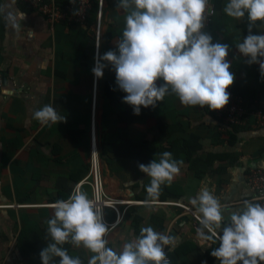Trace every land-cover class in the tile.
Wrapping results in <instances>:
<instances>
[{"label":"crops","instance_id":"1","mask_svg":"<svg viewBox=\"0 0 264 264\" xmlns=\"http://www.w3.org/2000/svg\"><path fill=\"white\" fill-rule=\"evenodd\" d=\"M227 2L208 0L215 17L202 31L213 43L229 46L226 60L235 80L227 91L245 104H258L264 101V75L259 63L250 64L236 46L248 35L247 14L239 20L228 17L223 11ZM117 4L105 1L98 60L109 50L118 54L127 12ZM0 5L14 15L24 14L22 21L17 16L16 29L0 13V264H42L39 254L52 242L47 232L51 205L66 200L87 176L93 133L107 193L131 202L119 206L123 218L109 233L107 247L120 253L141 227L151 226L176 237L175 247L163 249L171 264H220L211 255L219 241L201 246L197 238L201 226L190 198L207 187L226 206L221 235L243 201L256 202L250 175L264 172V124L231 134L216 110L182 105L174 94L155 107L141 106L136 115L123 101L127 93L116 84L109 62L102 61L107 65L102 78L92 72L94 13L84 26L53 24L20 0H0ZM252 32L264 34V22L257 21ZM163 83L158 80L157 86ZM46 104L65 119L42 125L33 113ZM164 151L183 165L171 185H161L152 199L146 192L151 178L138 165L158 162ZM80 188L91 196L88 186ZM106 219L114 222L115 212L106 210ZM62 247L82 264L94 255L71 242ZM59 259L53 257L55 264Z\"/></svg>","mask_w":264,"mask_h":264},{"label":"clouds","instance_id":"2","mask_svg":"<svg viewBox=\"0 0 264 264\" xmlns=\"http://www.w3.org/2000/svg\"><path fill=\"white\" fill-rule=\"evenodd\" d=\"M7 7L0 5V13L19 29L17 16L22 21L24 14L14 15L6 11ZM117 7L127 12L118 54L113 50L104 53L92 72L102 78L107 67L102 61L109 62L115 70L116 84L127 93L122 99L133 107L134 114H140L141 106L155 107L168 94L177 96L182 105L207 106L211 110L229 103L227 89L235 80L226 60L229 46L213 43L212 36L202 31L209 12L208 0H118ZM223 11L237 20L247 14L248 35L236 46L250 64L259 63L264 75V59H260L264 58V34L252 32L257 21L264 22V0H228ZM158 80L164 83L157 86ZM33 116L42 125L65 119L51 104L35 110ZM182 165L183 161L173 159L169 151L161 153L158 162L154 159L147 165L139 164V169L151 178L146 187L148 197L155 199L161 185H171ZM97 199L89 198L77 186L66 200L51 205L54 214L47 220V232L52 242L39 254L42 264H55L53 257L60 258L59 264H82L79 257L70 256L62 247L69 242L94 254L88 264H171L163 249L175 247L176 237L151 226L141 227L139 236L125 243L120 253L106 247L109 229ZM190 203L196 207L201 226L196 229L201 246L219 241L211 255L220 264L264 262V205L243 201L242 210L231 214V224L222 228L221 235L218 230L226 206L207 187L190 198Z\"/></svg>","mask_w":264,"mask_h":264},{"label":"built area","instance_id":"3","mask_svg":"<svg viewBox=\"0 0 264 264\" xmlns=\"http://www.w3.org/2000/svg\"><path fill=\"white\" fill-rule=\"evenodd\" d=\"M23 3H27L31 8L38 13L44 15L50 22L54 23H67L78 26H84L87 24L91 14L95 15V22L93 24V38L95 49V61L98 60L99 47L102 39V23L105 10L106 0H20ZM214 11V14L212 12ZM215 17V10L213 7H209V12L206 14L205 27L208 28ZM202 29V30H203ZM94 87V101L96 98ZM95 105V102H94ZM218 116L226 124L230 126L236 125L239 127H252L261 126L264 124V101L258 104H245L243 99L230 93L229 103L222 109L216 110ZM92 139V151L89 163V172L87 176L79 181L72 189L77 186L86 185L90 188L91 196L89 198H98L97 203L103 210V222L107 225L109 231L105 237L108 241L109 233L121 222L123 213L119 211V206L122 204H130L131 202H122L111 197L104 186V178L100 165V159L98 155L97 145L95 141V135L93 133ZM250 183L253 192L256 194V202L264 205V172L253 171L250 175ZM179 205L190 210L189 207ZM111 209L116 214L114 222L110 223L106 219V210ZM197 214H194L196 218ZM197 220V219H196ZM199 223V222H198ZM107 247V245H106Z\"/></svg>","mask_w":264,"mask_h":264},{"label":"trees","instance_id":"4","mask_svg":"<svg viewBox=\"0 0 264 264\" xmlns=\"http://www.w3.org/2000/svg\"><path fill=\"white\" fill-rule=\"evenodd\" d=\"M239 128H243V127H239V126H236V125H232V126L229 127V130H230L229 132L231 134H235V133H237V131H238Z\"/></svg>","mask_w":264,"mask_h":264}]
</instances>
